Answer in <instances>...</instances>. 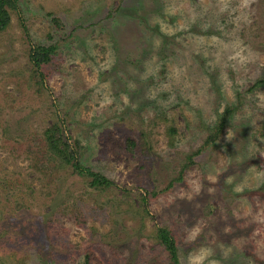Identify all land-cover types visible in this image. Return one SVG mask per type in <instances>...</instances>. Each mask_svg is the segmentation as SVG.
I'll return each mask as SVG.
<instances>
[{
    "label": "rangeland",
    "instance_id": "rangeland-1",
    "mask_svg": "<svg viewBox=\"0 0 264 264\" xmlns=\"http://www.w3.org/2000/svg\"><path fill=\"white\" fill-rule=\"evenodd\" d=\"M16 1L0 33V264H171L162 228L177 264H264V0ZM37 46L54 47L40 71ZM53 125L112 186L50 154Z\"/></svg>",
    "mask_w": 264,
    "mask_h": 264
},
{
    "label": "trees",
    "instance_id": "trees-1",
    "mask_svg": "<svg viewBox=\"0 0 264 264\" xmlns=\"http://www.w3.org/2000/svg\"><path fill=\"white\" fill-rule=\"evenodd\" d=\"M12 13H19V9H17V1L0 0V33L6 30L9 26ZM53 53L54 47H33L32 51H30L29 54L30 62L37 69V71H40L41 66L46 65L50 62V56ZM40 76L42 77L41 74ZM259 83H263V80H258L256 82V84ZM235 110L236 109L233 105H229L224 109V112L219 115L218 121L215 125L216 132L226 127V124L234 114ZM215 135L216 133H213L210 137V140L215 138ZM45 140L47 142L48 151L50 152V154L53 155L55 159L62 162L64 165L70 166L72 168L73 174H75V176H77L78 178L85 179L87 177V179L89 180V186L91 188H99V190H103L112 186L113 183L105 179L103 176L94 173L93 171L83 167L79 163L76 157L77 151L74 148L77 146V144L72 145L69 142L68 138L62 135V132L58 125H53L51 128L45 131ZM127 144L129 145V142ZM191 162L192 157H187V164L191 165ZM168 186H172V184L170 183ZM143 200L146 201L145 197ZM156 240L161 245L171 264H177L176 258L178 248L170 232L166 228L158 229ZM87 263L88 262H85V264Z\"/></svg>",
    "mask_w": 264,
    "mask_h": 264
}]
</instances>
